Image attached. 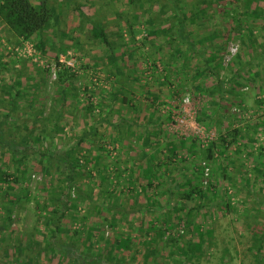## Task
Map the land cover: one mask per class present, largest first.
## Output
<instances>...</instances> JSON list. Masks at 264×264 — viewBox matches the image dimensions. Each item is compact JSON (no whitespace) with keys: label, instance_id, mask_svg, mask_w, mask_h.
<instances>
[{"label":"rangeland","instance_id":"374dc122","mask_svg":"<svg viewBox=\"0 0 264 264\" xmlns=\"http://www.w3.org/2000/svg\"><path fill=\"white\" fill-rule=\"evenodd\" d=\"M48 3L53 17L41 33L45 54L0 22V120L9 113L3 127L16 140H25L29 154L27 172L17 184L1 173L15 171L10 154L0 147V217L11 213L10 227L0 228V264H72L69 259L78 261L89 247L94 256L104 257L109 242L116 241L112 251L121 249L122 232L149 246L160 226L165 239L180 240L178 246L160 244L158 261L180 264L177 249L185 246L189 218L206 238L198 245L199 264H256L251 237L264 232V4L253 5L238 19L246 33L242 38L237 20L220 17L226 3L206 13L197 10L198 0ZM93 23L103 28L109 44ZM257 26L262 28L252 32L257 37L252 40L250 30ZM188 41L194 42V51H186ZM30 43L32 54L26 48ZM230 44L238 49L224 63ZM56 55L59 62L60 56L71 62L66 65L74 76L58 81ZM94 128L83 139L91 149L78 150L94 157L86 168L92 178H82L76 186L86 190L91 184L96 198L100 182L108 179L113 205L100 197L96 204L79 205L77 213L89 212L86 225L103 221L104 226L90 227V236L86 228L84 242L74 246L67 229L80 222L65 220L69 237L60 246L63 256L58 245L48 254L2 250L15 237L25 244L35 242L33 236L42 240L27 237L38 220L35 200L42 202L55 191L62 172L57 161L45 164L39 150L76 148L79 137ZM235 128L241 133L232 138ZM220 136L225 143H219ZM212 144L213 158L207 159L204 149ZM190 183L203 186L204 197L181 199ZM23 188L30 201L20 195ZM174 205L182 211H174ZM106 216L116 217L118 224L109 225L114 219L107 222ZM262 246L264 261V241ZM146 248L139 245L134 264H144Z\"/></svg>","mask_w":264,"mask_h":264},{"label":"trees","instance_id":"16d2710c","mask_svg":"<svg viewBox=\"0 0 264 264\" xmlns=\"http://www.w3.org/2000/svg\"><path fill=\"white\" fill-rule=\"evenodd\" d=\"M201 3V7H198V11L204 12L211 6L215 7L217 3H226L227 5L223 8H220V12H222L221 16L222 18L228 17L229 20H237L235 22L236 25H239L238 29H236L237 34H241L242 38L245 36L244 26L242 23L238 21L240 19V16L246 15V12L250 10L251 3L253 1L257 0H198ZM259 1V0H258ZM242 2V6L238 7L237 4ZM231 6H229V5ZM259 12V9H258ZM197 13V12H195ZM193 13V14H195ZM206 13V12H204ZM258 14V13H257ZM216 16V14H215ZM53 17V9L49 5L48 0H0V21L3 22L8 29L17 37L20 38L23 41H31L34 43V48L37 49L40 53L45 54L46 53V45L45 41L42 38V31L45 29L47 24L50 22V20ZM218 19V18H217ZM243 28V29H242ZM99 36L100 38L107 44H109L108 39L106 37V34L101 26H99L96 23H93L92 28ZM219 31V30H218ZM235 31V30H233ZM232 31V32H233ZM249 31V30H248ZM253 31L250 30V36L252 40H255L257 37L255 34L252 33ZM229 33V32H228ZM180 34H184V30L180 31ZM244 42V41H243ZM253 42V41H252ZM254 44V43H253ZM189 48L194 51L195 45L194 42L188 41V46L186 48V51H189ZM254 49V48H253ZM185 52V51H183ZM179 53V52H177ZM183 54V53H182ZM56 57V67L58 69V81H64L67 80V78L74 76V73L71 71L73 68L71 66H67L64 63H61L58 61L57 55ZM183 57V56H182ZM125 100V98H124ZM93 107V104L90 103L88 106V110L91 111ZM9 113L3 118V120H0V147L4 148L6 151L5 153H9L11 157V162L13 164V169L16 172V170H19V166H23L20 175H16L15 172H1L4 173V177L8 178L11 176L13 177L14 183H20V181L25 177V173L27 170L25 169L27 167L26 160L28 159V148L27 143L25 140L19 139L16 140L14 135L8 130L4 129V123L6 119L8 118ZM94 133L95 128L91 130L90 132H85L81 137H79L78 142L76 143V148L73 147L61 152H56L54 150H46L41 151L40 158L43 156L44 159H46L45 164L50 166V164L55 163L57 161V166L61 168L62 172V179L60 180V183L55 185V191L48 194V198L44 201L40 202L39 200H35V211L37 212V223L35 227V231L33 233H30L27 235V237H30L31 235H39L42 240H38L39 238H33L36 239L35 242H29L28 245L23 243L21 238L15 237L16 242L13 243H6L4 244V248L2 250L9 252V249H14L17 252H22L25 254L26 251H37L38 253H45L48 254V250L56 249V245H58V255L63 256L65 253L60 250V246L63 245L65 242V238L69 237L67 232L69 231L72 233L73 236V244L74 246H77L78 243H83L84 238L83 233L86 230L88 233V236L92 232H90V227L94 226L95 230L97 228H100L101 226H104L103 221L99 223H93L91 225H86V221L89 215V212H86L82 215L77 213V208L79 205L82 204H96V199L100 197H104V201H109V206L113 205L111 203V193L114 192L112 188V184L107 181L108 179H105L103 182H100V191L97 193L96 198H94V188L89 186V189L83 190L76 186V183L80 181L82 178H89L91 179V171L86 170L88 167V164L90 163L91 159H93V156L87 157L85 154H81L78 150L85 148V150H89L91 148L86 147L83 143V139H85V136L87 133ZM232 138H235L236 135L241 133V130L238 128H235L231 132ZM39 138V136H37ZM37 138V139H38ZM221 140L219 143H225V137L220 136ZM99 147L103 146V142L99 143ZM214 144L211 146H208V148L204 149L205 158L212 159L213 158V147ZM264 149V147L262 148ZM35 150V148L33 149ZM41 161V160H40ZM160 162H157V170L159 171ZM2 165H7L6 162H3ZM167 172V170H166ZM157 173V172H156ZM48 175V174H46ZM152 175H155L154 173ZM172 178V177H170ZM44 184V182L42 183ZM203 186H200L199 188L195 186L194 184L190 183L188 185V192L181 193V199L186 198H192L194 195L204 197L205 192L202 188ZM21 196H25V199L27 201H30V196L28 194V189L23 188ZM110 193V194H109ZM8 193H4V195H7ZM3 196V195H2ZM109 199V200H108ZM174 204V203H173ZM201 207V202L199 201L198 206ZM173 210L177 212L182 211L183 207H179L177 205H174ZM172 208L168 207L167 210L170 212ZM110 209V208H109ZM171 209V210H170ZM11 210V208L9 209ZM8 210V211H9ZM106 210V209H105ZM108 211V210H106ZM192 211V208L189 209L188 213ZM73 212V215L70 214ZM114 213V212H113ZM115 215L118 216V214L115 212ZM72 218L73 225L76 222H80V225L76 228H71L70 230L67 229L64 230V222L68 218ZM70 218V219H71ZM113 218V222H109V225L114 226L118 223L116 222L117 218L114 216H106L103 217V219L107 220V222ZM116 218V219H115ZM0 220L2 221L1 229H7L10 226L11 223V213L9 211V214L5 215V217H0ZM111 223V224H110ZM188 224V235L185 240V246L184 248L177 249V252L181 255L179 260L180 264H199L200 256L197 253L198 245L204 241L206 238L202 236L201 232H199L197 229L192 228L194 221L192 218H189L187 220ZM41 226V228H38ZM50 231V232H49ZM151 231L148 230L144 232L141 236L142 239L146 238L147 233ZM165 229H163L161 226L156 228L153 234V241L154 246H151L152 243H149L148 246L145 242H135V238L130 236V233H124L122 232V235L120 236V239L124 241V244L122 245L120 250H116V252L112 251L113 248L117 247L116 241L112 243H108V247L106 248V255L104 257L94 256L92 251V247L86 248L85 251H82L80 253V258H78V261L73 260V262L70 260L72 264H134V260L136 259V254L139 252L138 248L139 245L147 246L146 250L147 256L144 257V264H166V262L158 261V254L160 249V244H163L164 247L166 246H178L180 238L176 236H169L168 238L165 237ZM64 232V233H63ZM105 232V231H104ZM104 232L101 233V235L104 234ZM49 236V237H48ZM197 236V240L196 237ZM144 237V238H143ZM252 246L256 247V250L254 252V258L256 260V264H262L264 261L261 259V250L263 248L262 243L264 241V232H261L258 234L257 232H253L252 234ZM13 239V238H12ZM83 239V240H82ZM209 239H212L211 237ZM141 240V239H139ZM208 240V238H207ZM41 241H45V245L43 246ZM137 241V240H136ZM119 242V241H117ZM145 243V244H144ZM210 247V243L207 245ZM250 247V249H251ZM21 250V251H19ZM15 251V252H16ZM122 251V252H121ZM172 252V251H171ZM96 254V253H95ZM100 254V253H99ZM173 254V253H172ZM127 256H129L128 260ZM152 257L151 260H149L148 257ZM26 257V256H25ZM224 264H228L227 261L224 262Z\"/></svg>","mask_w":264,"mask_h":264},{"label":"built area","instance_id":"2783aa9c","mask_svg":"<svg viewBox=\"0 0 264 264\" xmlns=\"http://www.w3.org/2000/svg\"><path fill=\"white\" fill-rule=\"evenodd\" d=\"M26 46H27L26 48H28L29 54H32V50L34 49L33 44L30 43L29 45H26ZM237 49H238V46L236 44H230V46L228 47V54H226L224 57V63H228L231 60V58L236 53ZM59 60L62 63H65V64L67 63V65L71 63L69 61L67 62V60L63 56H60Z\"/></svg>","mask_w":264,"mask_h":264},{"label":"crops","instance_id":"0c3cea01","mask_svg":"<svg viewBox=\"0 0 264 264\" xmlns=\"http://www.w3.org/2000/svg\"><path fill=\"white\" fill-rule=\"evenodd\" d=\"M263 4H264V3H263L262 0H259V1L257 0V2H256V1H253V2L251 3L250 9L252 8L253 5L261 6V5H263ZM0 22H1V21H0ZM253 27H254V26H253ZM255 28H256L257 30L254 29L253 32L257 33V31L259 30V28H262V27H259V28H258V26H257V27H255ZM263 29H264V28H263ZM263 29H261L260 33H262V30H263ZM263 33H264V32H263ZM14 36H15V35H14Z\"/></svg>","mask_w":264,"mask_h":264}]
</instances>
